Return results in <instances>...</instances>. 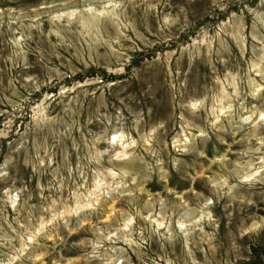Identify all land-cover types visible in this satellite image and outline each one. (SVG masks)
Segmentation results:
<instances>
[{"label": "rangeland", "instance_id": "obj_1", "mask_svg": "<svg viewBox=\"0 0 264 264\" xmlns=\"http://www.w3.org/2000/svg\"><path fill=\"white\" fill-rule=\"evenodd\" d=\"M0 264H264V0H0Z\"/></svg>", "mask_w": 264, "mask_h": 264}]
</instances>
